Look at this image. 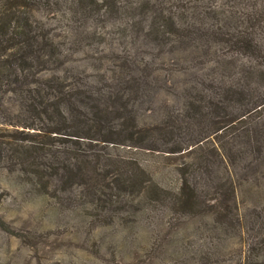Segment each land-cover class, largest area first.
Listing matches in <instances>:
<instances>
[{
  "label": "rangeland",
  "instance_id": "rangeland-1",
  "mask_svg": "<svg viewBox=\"0 0 264 264\" xmlns=\"http://www.w3.org/2000/svg\"><path fill=\"white\" fill-rule=\"evenodd\" d=\"M28 1L53 56L0 94V127L19 148L60 127L87 155L60 154L70 147L53 138L56 164L87 160L104 179L62 170L36 201L30 162L1 161L0 264L264 263V0ZM33 98L52 103L47 114L30 112ZM116 161L147 166L169 191L186 178L196 208L144 206ZM106 185L110 208L94 196ZM231 186L239 229L208 209Z\"/></svg>",
  "mask_w": 264,
  "mask_h": 264
},
{
  "label": "trees",
  "instance_id": "trees-1",
  "mask_svg": "<svg viewBox=\"0 0 264 264\" xmlns=\"http://www.w3.org/2000/svg\"><path fill=\"white\" fill-rule=\"evenodd\" d=\"M30 4L31 2L28 0H24L22 5L18 4L17 0H0V94L17 90V87L15 88L16 85L26 80L28 75H33L32 71H35V68L48 63L53 56L54 46L52 42L45 40L41 33L36 32L31 25V21L28 18L30 13L27 12L30 10L27 7L31 8ZM3 5H5V8H2ZM37 92V90L33 89L27 91L30 95ZM43 101L44 98L39 99V101L33 98L32 103L29 105L30 112L33 111L38 116L47 114L48 105L52 103L48 104ZM59 110V102H57L52 112H54V115L57 114V116L63 118V114ZM49 129H47L49 131L43 132L44 135L36 133L39 137L46 138L48 142L40 145H24L23 148H19L17 142L12 141L15 138L10 137L6 128L0 127V162L12 160L17 155L16 158L18 160L30 162L31 164L32 171L23 177V186L28 189L29 193L26 194L27 197L34 198L36 201H49L50 184L60 175L62 170L68 171L69 177L74 175L87 177L91 173L97 178L98 182L104 179V175L102 171L100 172L99 167L96 164L89 163L87 160L86 162H78V165H74L70 161L71 166L68 167L67 160L68 162L70 160L67 157L69 156L68 154L74 153L77 156L87 155V150L83 149V146H87L88 144L80 141L78 138L63 137V129L60 127L54 129L49 127ZM53 134L57 135L53 136ZM58 135L62 137H56ZM53 138H57L58 142L55 141L57 144L67 143V147H70L66 149L67 151L60 152V154H67V159L63 164L61 162L58 165L56 164L58 150L54 142L49 141H54ZM55 157L56 161L54 163ZM115 168L118 172L116 175L117 182L121 188L135 185L138 188V195L144 194L142 190L146 191L147 196L144 195V200L147 204L144 206L148 207L153 203L164 205L166 204V199L169 198L178 212L192 213L196 208L199 196L186 178H176L173 190L169 191L163 185L165 184L163 179H158L159 177H157L155 172L141 163L136 161L134 163L133 161H116ZM178 171L182 174L184 173L183 168ZM121 175H124L127 180L121 181L119 179ZM136 176L137 180L134 179ZM127 181L129 183H126ZM106 188L107 185L103 189L101 188L100 190L103 191L100 194L98 193V187L93 192L98 201L103 196L105 198L103 200L104 204H108L110 208L109 204L112 202V199L105 191ZM235 200L236 192L234 187L231 186L228 192L224 193V198L208 206V209L217 220L235 223V227L239 229L241 224L240 218L233 211ZM252 264L264 263L257 261Z\"/></svg>",
  "mask_w": 264,
  "mask_h": 264
}]
</instances>
